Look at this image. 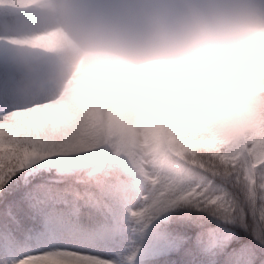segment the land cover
Segmentation results:
<instances>
[{"label":"snow or ice","instance_id":"snow-or-ice-1","mask_svg":"<svg viewBox=\"0 0 264 264\" xmlns=\"http://www.w3.org/2000/svg\"><path fill=\"white\" fill-rule=\"evenodd\" d=\"M45 23L0 19V264H264V137L147 153L46 110Z\"/></svg>","mask_w":264,"mask_h":264},{"label":"clouds","instance_id":"clouds-1","mask_svg":"<svg viewBox=\"0 0 264 264\" xmlns=\"http://www.w3.org/2000/svg\"><path fill=\"white\" fill-rule=\"evenodd\" d=\"M45 106L147 152L264 137V0H37Z\"/></svg>","mask_w":264,"mask_h":264}]
</instances>
